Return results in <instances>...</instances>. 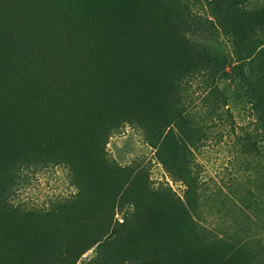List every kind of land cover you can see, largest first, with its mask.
I'll return each mask as SVG.
<instances>
[{
    "label": "rangeland",
    "instance_id": "1",
    "mask_svg": "<svg viewBox=\"0 0 264 264\" xmlns=\"http://www.w3.org/2000/svg\"><path fill=\"white\" fill-rule=\"evenodd\" d=\"M162 1L167 33L198 58L167 73L165 103L158 98L156 115L140 122L129 111L107 119L104 109L92 104L74 111L56 94L81 93L72 87L79 74L105 76L96 80L102 86L93 95L109 93L102 87L114 77L121 84L116 93L127 97L126 109L140 108L134 98L144 91H161L162 70L145 62L159 43L160 1L0 0V29L14 54L10 62L0 59V248L5 252L44 258L49 245L70 246L77 233L95 230L105 215L107 190L92 179L89 129L97 123L100 132L109 120L95 152L145 170L150 188L171 189L179 211L185 210L184 223L178 225L174 256L165 258L146 247V255H128L126 246L137 249L154 226L146 218L123 244L118 242L123 211L132 207L126 204L113 215L111 235L95 240L76 264H264V125L250 97L243 98L260 75L264 78V25L254 20L255 29L243 41L225 28L212 0ZM243 7L251 15L264 13V0H247ZM4 54L11 60L10 53ZM57 65L65 71L49 80L48 72ZM181 127H189L195 140L183 150L187 134ZM77 136L82 138L78 175L72 154L80 148ZM172 152L188 167L193 191L169 173L164 155ZM79 180L84 195L78 213L85 220L75 228L80 219L74 217L68 227L74 231L57 234L50 229L52 219L57 221L65 212L61 207L67 210L79 198ZM66 253L62 249L61 258L44 264H61L57 261Z\"/></svg>",
    "mask_w": 264,
    "mask_h": 264
},
{
    "label": "trees",
    "instance_id": "2",
    "mask_svg": "<svg viewBox=\"0 0 264 264\" xmlns=\"http://www.w3.org/2000/svg\"><path fill=\"white\" fill-rule=\"evenodd\" d=\"M158 1H160L163 5L162 0H158ZM246 1L247 0H212V3L213 2L216 3L217 9L220 13V17L224 23L225 28L229 30L230 29L233 30L234 35L236 36L238 35H240V37L244 36L243 41H246L250 36L249 30L255 29L256 22L254 20L261 19L260 23L264 25L263 23L264 13L261 11L257 15H255L256 13L251 15L249 12H247L246 8L243 7V4H245ZM0 5H2V2H0ZM5 10H6V5H4L3 11ZM133 10L134 9L131 7V12H133ZM165 11L166 10L164 9V5H163L162 16L161 13L159 12L160 14L159 43L157 45V48H154V54L152 58L145 59L146 63L154 65L156 66V68L162 70L159 81L162 90L157 91V93L155 91L149 93L143 90L145 92L143 96H137L134 98L135 101L139 102L140 108H134V109H131L129 107L128 109L125 108L123 102L127 97L116 93V89L121 84L120 82H115L114 77H111V79L109 80L110 83L109 86L102 87L103 91L109 92L104 95H100V94L93 95V94L97 92L96 90L97 88H101L100 86H102V82L96 80L103 79L105 78V76L89 77V76H83L81 74L76 75L78 79L73 77L72 80V85H73L72 87L81 90L82 91L81 93L72 92V90L65 94L64 93L59 94L57 92H53V93H57L56 94L57 96L60 95L61 100L65 102L66 106L71 107L74 111L75 110L77 111L79 106L85 108L87 104H92L97 108L104 109L101 112L104 114V116L107 119H109V117L112 116V114L118 112L121 113L120 115L123 114V116L125 115L128 116V112L126 111H129V115L131 116V118L135 120L138 119V121L140 122L152 120V117L156 115L154 111H157L161 107V104L157 105L158 100L163 99L164 96L166 95V91L164 89L167 88V83H166L168 81L166 76L167 73H170L172 70L178 71L180 67H185L189 61L191 62L192 60L198 58V54L196 51H194V49L193 51L191 48L183 49L182 43L175 44V39H180V38L176 37L173 34L167 33L165 29V25H166ZM260 23L259 25H261ZM0 26H2L1 23ZM4 33L5 32L0 29V59L10 62L13 59L12 56L13 53L11 52L12 50L11 46L7 45L8 41L6 42L3 40L2 35ZM2 44L5 45L3 46ZM7 52L11 54V60L7 56V54H4ZM238 68H240V64H237V66L234 67L236 73H238L237 71ZM64 71L65 70H62L61 65L59 66L57 65L53 71L48 72L47 78L49 80L58 79L60 74L63 73ZM241 71H243V69H241ZM261 76L262 75H260V77L256 81H254V83L251 84V93L249 94L247 91H245V94H243V98L247 96L250 97V99L253 102L254 109L256 110V113L259 116L257 120L258 122L259 120H261L262 124L264 125V78ZM143 78H145V76H143ZM172 83L174 85L173 88L175 90L177 87V83L176 81H172ZM149 84L151 85V83ZM69 88L71 89V87ZM153 89L154 87H150V90ZM246 89L247 88H245V90ZM76 99H85L86 103L83 105L78 104L75 102ZM162 103L163 104L165 103V99H163ZM142 105H146V106L142 107ZM96 126L97 123L94 126L95 130L89 129L90 139L92 140L90 149L93 152V158H92L93 165H91L92 179L94 184L102 183L103 188L107 190V194H104L103 196L105 200L103 205V213H105V215L102 216L97 221L95 230L80 235L75 230L78 237L72 241V244L70 246H63L61 244L56 248L57 244L49 245L50 249H48L49 250L48 252H45L44 258L39 253L34 251L35 253L38 254V256H36L34 260L28 259L20 251L16 252V254L11 255L10 252H5L4 249L0 248L1 249L0 264H44L45 262L56 261L54 260L56 258L58 259L61 258V256L59 257L58 255H59V251H61L62 249L66 250L67 253L66 255H63L62 257L63 259L57 261V263L76 264L77 261L81 258L82 253L93 246L92 243L95 240H99L103 236L105 238H108L111 235V231L109 230V227L113 225L114 222L113 215L115 214V211L118 210L117 208L123 210L126 204L131 205L132 207L129 210L123 211L124 220L122 221L121 224L122 228L119 232L120 235L118 238V242L122 241L123 244L124 239L131 236V232L133 231V229L138 224L144 223L146 218H150L153 222L152 227L154 226L153 233L149 232V229L151 227L147 229V234L145 235L144 239L141 240L140 245H136L137 249H135V247L126 246L127 249H130L128 255L140 256L142 255V253L146 255L143 252L144 247H146L149 250L154 249V251H156L157 253L159 250V256L165 258L174 256L173 253L175 249V241L176 238L178 237L175 235L179 231L178 225H182L184 223L183 212H185V210L182 209L181 211H179L177 201L171 189L155 190L153 188H150V185L147 184L148 180L146 176L148 174L145 170L139 171L133 165L122 166L119 162L117 161L111 162L106 157H102L100 153H96L95 152L97 150L96 147L100 146L98 144V141L101 140L100 138L103 139L104 130L109 129L111 124L109 120H107L104 123V125L100 128V132ZM188 128L181 127V129H183V132L187 134V136H185L186 137L185 139L182 137L184 141V145L181 146L183 147L181 148V150H183L186 144L188 143L195 144V140L187 133ZM76 140L78 141L77 143L80 145V148L76 150L75 147V149L72 151V154L73 157L75 156L76 158L74 160V164L76 167V174L78 175L79 167L81 164L82 138L77 136ZM104 142L107 143V138L104 140ZM93 145L96 149L92 147ZM254 145L255 147H257L256 143H254ZM173 154L174 152L170 153L169 157H166V155H164L165 157L164 159L167 162L166 166L168 168L169 173L171 174V176L173 173V175L175 176L177 175L181 177L180 178L181 180L186 181L187 186L189 187V189H191L190 191H193L195 187V183L193 180H191V178H189L188 167L183 165V161L181 160L182 156L178 160L176 159L174 160ZM104 181L109 182L110 185L103 183ZM80 184L83 190L79 198H77L76 201H74L67 210L64 209L67 207L66 205H63L61 207L65 212L59 215L57 221L52 219L51 225L53 226V229L52 227L50 229L56 231L57 234L66 233L69 230L74 231L73 230L74 228L68 229V227L70 226V222L74 217H76L77 219L79 218L78 204L81 200V197L84 195V186L81 182ZM118 202H119V206L117 207ZM183 208H185V206ZM15 215L17 214H11V216H15ZM79 219L80 220L74 225L75 228L77 227L78 224H80L82 221L85 220L83 216H81ZM7 224H11V223H7ZM57 224H62L63 226L60 228H56ZM173 227L175 232L173 231ZM171 234H173L172 237ZM24 238L28 239L26 236H24ZM157 240L160 242H155L154 244H150L148 242V241L152 242ZM144 242H146L145 245ZM87 245H91V246L87 248ZM131 250H133V252H131ZM157 253H155V255H157ZM47 258H49V260H46ZM52 263L54 262H51V264Z\"/></svg>",
    "mask_w": 264,
    "mask_h": 264
}]
</instances>
